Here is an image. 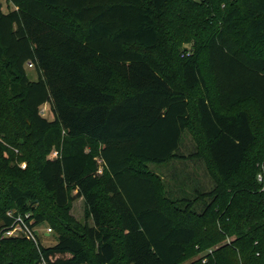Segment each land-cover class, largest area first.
I'll return each instance as SVG.
<instances>
[{"label": "trees", "instance_id": "16d2710c", "mask_svg": "<svg viewBox=\"0 0 264 264\" xmlns=\"http://www.w3.org/2000/svg\"><path fill=\"white\" fill-rule=\"evenodd\" d=\"M8 1L0 232L13 211L59 236L39 249L0 238V264H183L209 250L205 264H264V136L244 106L264 120V0ZM241 19L245 47L225 28ZM186 135L204 180L188 173L175 196L147 165L180 158ZM79 198L92 224L72 215Z\"/></svg>", "mask_w": 264, "mask_h": 264}, {"label": "rangeland", "instance_id": "374dc122", "mask_svg": "<svg viewBox=\"0 0 264 264\" xmlns=\"http://www.w3.org/2000/svg\"><path fill=\"white\" fill-rule=\"evenodd\" d=\"M1 2L3 3L5 12H8L14 7V5L9 3L8 0H1ZM221 11L222 13H226L228 11V6L223 4L221 7ZM60 12L65 16L66 19L68 20L71 19L70 14H67L66 11L60 10ZM242 22H243L242 19L238 20L236 24L226 25L225 28L227 27L228 34L230 36L240 38L242 41V45L245 47L246 39H243L244 31H243ZM183 47L185 48L183 49ZM255 47H257V45H255L254 48ZM183 50L185 51L188 50L190 52L192 50L191 43H185L179 46V52L176 54L177 57L175 59H172L175 67L177 66L178 62L183 58V55L185 54ZM205 58L206 57H203V60ZM202 65H203L204 73H206V75L208 76L209 71H208L207 65L204 62L202 63ZM27 71H28V75L31 78V80L38 79L37 72L32 65L30 64L27 65ZM211 86L214 89L212 82H211ZM122 89H123V86H122L121 79H119L118 77H115L110 84V90L121 92ZM214 94L215 92H213V95ZM244 106L249 109L254 127L258 131V135L260 133V135L264 136V120L260 118V115L258 114V109L256 108V106L254 104H250V105L245 104ZM41 113L44 117L48 118L49 120L53 119V114L50 111V106L48 104H45L44 106H42ZM191 148H192V143H191L190 135H186L182 150L180 151V154H181L180 158H176L169 163H163L160 165H157V164L147 165L151 171H154L158 173L160 176H162L161 177L162 180L166 183L165 186L166 187L169 186L168 188L172 189L174 194H177L175 196H181L183 194L184 187L187 191L191 190V187L185 184V181H183L184 177L188 173L190 172H196V174L200 173L201 175L199 176V179L204 180L203 173H201V171L198 168L199 166H197L196 162H194L189 157V152ZM98 158H99L98 161L100 162V165H102V162L100 161V157ZM24 164L25 163L21 162L20 165L24 166ZM175 174L179 177V179L175 176ZM72 215L81 223H91L92 224L93 222L92 217L90 216L89 208L87 207V203L84 200V198H79L73 202ZM1 225H2V221L0 220V226ZM48 227H50V225L48 223H45L38 228L41 242H42V245L44 246L56 244L58 236H59L58 231L55 229L56 231L54 230L52 235L49 238L46 237L43 233H45ZM198 260H200V257L188 260L183 264H192Z\"/></svg>", "mask_w": 264, "mask_h": 264}, {"label": "built area", "instance_id": "2783aa9c", "mask_svg": "<svg viewBox=\"0 0 264 264\" xmlns=\"http://www.w3.org/2000/svg\"><path fill=\"white\" fill-rule=\"evenodd\" d=\"M32 65V64H30ZM26 167V164L22 166ZM101 172V171H100ZM258 181L262 184V190L264 191V163L262 164V171L257 174ZM15 212H8V216L15 217L14 223L7 229L0 232V238H25L35 244V246L39 249L42 244L40 234L38 228L41 225H35L34 218H32L31 213L25 214H17L15 216ZM53 228L48 227L43 233L45 236H51L53 233ZM212 253V250L207 251L206 253ZM206 253H202L199 257L200 260L192 263V264H205L207 262V258L205 257ZM198 257V258H199Z\"/></svg>", "mask_w": 264, "mask_h": 264}, {"label": "crops", "instance_id": "0c3cea01", "mask_svg": "<svg viewBox=\"0 0 264 264\" xmlns=\"http://www.w3.org/2000/svg\"><path fill=\"white\" fill-rule=\"evenodd\" d=\"M13 9H16V7L14 6L11 10H13ZM3 10H4V7H3ZM9 11H10V10H9ZM4 12H5V10H4ZM46 237L49 238V236H46Z\"/></svg>", "mask_w": 264, "mask_h": 264}]
</instances>
